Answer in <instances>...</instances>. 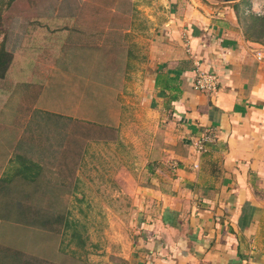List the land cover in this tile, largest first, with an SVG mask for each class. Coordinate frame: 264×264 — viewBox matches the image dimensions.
I'll list each match as a JSON object with an SVG mask.
<instances>
[{
  "label": "crops",
  "instance_id": "0c3cea01",
  "mask_svg": "<svg viewBox=\"0 0 264 264\" xmlns=\"http://www.w3.org/2000/svg\"><path fill=\"white\" fill-rule=\"evenodd\" d=\"M241 1L161 0L144 62L135 24L120 39L108 24L23 31L6 96L53 122H0V241L33 202L77 190L79 142L81 159L96 142L143 159L128 264H264V44L245 37ZM197 68L217 75L215 91L193 88Z\"/></svg>",
  "mask_w": 264,
  "mask_h": 264
},
{
  "label": "rangeland",
  "instance_id": "374dc122",
  "mask_svg": "<svg viewBox=\"0 0 264 264\" xmlns=\"http://www.w3.org/2000/svg\"><path fill=\"white\" fill-rule=\"evenodd\" d=\"M249 1H241L239 10L244 14H264V0L257 10L250 7ZM164 4L161 0H0V47L4 43L7 51L21 45V33L36 23H80L96 28L108 24L115 28L114 35L119 39L122 29L135 24L142 30L140 49L144 62L155 22L153 12L161 11ZM246 21L243 16L242 27ZM126 38L124 45L128 49L133 37ZM18 79L13 70L0 78V122H53L52 110L30 111L21 105V97L6 96L9 89L20 87ZM50 98L44 103L52 108ZM43 130L53 132L54 127L51 123ZM82 145L86 147L79 142L77 190L71 194L63 191L61 200L47 194L44 206L40 201L33 202L37 207L30 208H39L41 219L50 216V222L7 230L9 236L0 241V264L129 263L126 255L136 227L135 202L143 159L133 158L130 149L119 152L116 144L109 147L96 142L88 145L86 159H81ZM137 164L139 170L134 171Z\"/></svg>",
  "mask_w": 264,
  "mask_h": 264
},
{
  "label": "trees",
  "instance_id": "16d2710c",
  "mask_svg": "<svg viewBox=\"0 0 264 264\" xmlns=\"http://www.w3.org/2000/svg\"><path fill=\"white\" fill-rule=\"evenodd\" d=\"M12 0H8V3ZM235 13L237 16L238 22L241 24V20L243 16L246 18V22L243 23V32L247 39H251L257 42H261L264 44V14H255L249 12L248 14H244L243 11H240L238 7L235 5ZM244 14V15H242ZM12 60V54L10 51H6L4 48V43H2L0 47V78H5L7 70ZM39 209V208H38ZM30 208L28 224L32 226H44V224L50 222V216L41 222V212L40 209ZM38 210V212H37ZM46 213V212H45ZM43 214V216L45 215ZM61 216V215H60ZM5 257L8 256L5 254Z\"/></svg>",
  "mask_w": 264,
  "mask_h": 264
},
{
  "label": "built area",
  "instance_id": "2783aa9c",
  "mask_svg": "<svg viewBox=\"0 0 264 264\" xmlns=\"http://www.w3.org/2000/svg\"><path fill=\"white\" fill-rule=\"evenodd\" d=\"M255 55L258 59L264 58V53L261 51H256ZM217 75L211 71L204 70L201 68L196 69V74L193 81V88L197 90H202L205 92H213L218 86ZM214 140V134L211 130H205L202 132L201 136L194 142L195 150L197 152H202L205 150L206 144ZM171 168H176L177 164L175 161L170 162Z\"/></svg>",
  "mask_w": 264,
  "mask_h": 264
}]
</instances>
